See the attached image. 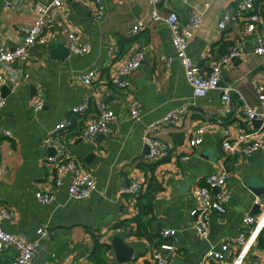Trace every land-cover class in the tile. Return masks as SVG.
<instances>
[{
  "label": "crops",
  "instance_id": "crops-1",
  "mask_svg": "<svg viewBox=\"0 0 264 264\" xmlns=\"http://www.w3.org/2000/svg\"><path fill=\"white\" fill-rule=\"evenodd\" d=\"M13 1L7 5V0H0V45L5 48L23 41L35 16V3L51 0ZM241 1L161 0L160 11L177 10L183 21L188 19L192 8L203 11L202 24L190 38L189 52L206 67L209 65L203 58L206 53L217 56L228 48L229 42L243 34L245 49L250 55L245 61L236 59L233 67L225 69L221 85L241 76L238 88L246 101L255 105L258 97L253 82L264 83V61L252 52L258 33L245 30L243 25H230L225 30L218 27L223 11L234 10ZM205 2H209L208 7ZM103 5L104 16L95 20L92 0H68L56 15V23L46 30V44L31 47L36 56L34 63L20 69L29 72L30 77L15 89L10 81L2 87L6 100L0 107V127L9 129L13 136L0 138V202L8 203L14 211L11 219L3 221V226L29 239L38 237L39 227H45L47 231L36 250L34 264L47 259L57 264H96L91 257L93 234L110 244L103 254V264H155L153 249L160 244V233L165 228L177 230L174 248L165 250L169 264H231L243 246L231 245L224 261H204V256L211 246L218 248L224 240L234 239L245 228L244 216L253 212L257 195L264 204V148L254 151L248 159L243 154L223 150L221 127L214 122L224 106L221 90L215 88L205 96H195L181 62L174 59L168 64L162 58L161 54L175 51L172 31L165 21L134 30L135 23L149 15V0H103ZM64 25L75 32L78 43L89 44L90 51H72L63 32ZM141 46L145 47L144 59L126 76L130 81L128 90L113 89L109 83L111 77L131 51ZM112 47L116 48L114 54L110 51ZM92 67L98 68L99 73L89 86L78 75ZM11 68L19 74L14 63L7 70ZM1 72H4L3 66H0ZM93 88L95 96L115 110L117 119L110 132L98 133L94 140H89L79 134L84 119L91 117L96 109L95 102L90 114H76L71 108L80 104ZM36 94L45 101L44 107L37 111L30 107ZM130 96L139 104V118L130 115ZM174 108L187 111L181 123L169 126L166 139L173 148L161 160L152 162L147 159L148 147L142 136L151 121ZM67 117L73 119L68 145L95 178L97 188L88 198H71L68 186L72 176L67 172L55 199L44 203L37 198L36 191L51 181L52 172L44 159L52 150L43 138L51 126ZM240 118L236 110L228 122ZM203 123L207 125L204 141L192 148L188 139ZM243 123L248 124L244 120ZM258 123L255 120L252 126ZM185 153L191 157L182 159ZM148 164H156L154 172ZM163 168L166 173L160 174ZM225 169L230 199L225 212H212L210 237L203 239L194 227L192 210L197 206L194 190L209 174ZM153 175L157 178L153 183H160L161 188L152 195V212L142 216L151 236L148 237L137 233V216L139 198L148 191ZM136 178L145 181L141 193H123L122 188ZM260 212L255 213L258 222L248 232L249 240L240 252L239 264H264V241L262 244L260 240L264 213ZM116 236H121L128 248H134L130 260L117 256L112 244ZM14 255L12 249L2 252L1 264H10Z\"/></svg>",
  "mask_w": 264,
  "mask_h": 264
},
{
  "label": "built area",
  "instance_id": "built-area-1",
  "mask_svg": "<svg viewBox=\"0 0 264 264\" xmlns=\"http://www.w3.org/2000/svg\"><path fill=\"white\" fill-rule=\"evenodd\" d=\"M68 0H51L50 2L37 1L35 3V16L29 26L22 42L12 48H5L0 45V66H3L4 72L0 73V107L5 103V96L2 94V87L11 82L12 89L30 77L29 72H22L20 69L24 65L34 63L36 56L32 53L31 47L37 43L46 44V30L56 23V15L63 8ZM136 1V0H133ZM13 0H7V5H12ZM92 15L95 20H100L104 16L103 0H92ZM151 9L149 15L140 18L134 25V30L139 31L149 26L153 22L165 21L172 31V44L174 54H161L162 58L170 64L174 59H178L184 67L186 79L192 86L195 96H205L209 91L219 88L221 90L224 106L214 117V122L221 127V146L229 154H243L246 159L250 154L258 149L264 148V83L254 80V87L258 97L255 105L249 104L244 95L238 88L241 76L234 82L221 85L225 69L233 67L236 59L245 61L250 55L245 49V37L240 35L239 39L233 41L228 48L212 57L206 53L203 58L209 61V65L201 64L195 61L189 52L190 38L196 33L203 21V11L198 7L191 9L188 19L183 21L177 10H170L167 13L160 11L161 0H149ZM209 6V2H205ZM230 25H243L245 30L257 32V42L253 48L254 53L262 57L264 61V0H242L235 9L227 8L223 11L218 21V27L221 30L227 29ZM63 32L68 37L69 47L75 52H88L91 49L89 44H80L76 40V34L67 25L63 26ZM111 53L116 52V48L110 49ZM145 47L134 48L131 53L123 60L118 71L111 77L109 83L115 90L127 91L130 81L127 75L137 69L144 59ZM14 63L19 74H15L14 69H8V65ZM99 69L89 68L86 72L78 75L86 85L92 86L95 78L98 77ZM236 94V96H235ZM95 89L78 105L71 108L76 114H90L92 102L94 106L91 117L84 119V125L79 134L80 137L94 140L98 133H108L112 124L117 119L115 110L100 98L95 96ZM130 115L133 118H139L140 109L137 100L134 97L129 98ZM45 105L44 98L36 94L31 100L30 107L37 111ZM238 110L241 118L229 123L230 116ZM186 108H174L166 112L161 117L151 121L142 136L143 142L148 147L147 159L152 162L161 160L172 148L173 144L166 139L169 133V126L173 123H181L186 115ZM243 120L248 124L243 123ZM258 120L256 126L252 122ZM73 126V119L67 117L55 125L51 126L45 133L43 142L52 150L45 155L44 162L50 167L52 172L51 181L45 182L43 186L38 187L36 196L44 203L52 202L56 197V191L63 185L64 175L71 173L72 179L68 186L69 196L71 198H88L97 188L95 178L85 168L83 163L73 154L68 145L69 129ZM207 130L205 123L198 125L191 137L188 139V145L195 148L203 143L204 135ZM2 136L12 137L9 129L0 127V138ZM188 153L182 155V159H189ZM1 161V155H0ZM163 168L160 174H165ZM47 183V185H45ZM145 185V181L136 178L127 187L122 188L123 193H138ZM194 194L197 198V206L192 210L194 216V227L197 234L203 239H209L211 233V214L213 211L223 213L226 210L230 199V190L228 185V171L221 170L209 174L204 182L198 185ZM255 202L263 206L260 214L264 213V204L260 196L255 197ZM14 215L12 207L8 203L0 202V254L6 250H15V255L10 264H34L36 250L40 245L42 236L46 234L44 226L38 229L39 236L36 238H25L21 234H14L7 231L3 226L5 219H11ZM245 228L232 240H224L217 248L211 246L205 253L204 261H224L230 251L231 245L246 247L249 240V231L258 222V215L253 212H247L244 216ZM161 243L153 249V260L155 264H169L168 256L165 250L174 248V240L177 230L175 228H165L161 231ZM240 251V252H241ZM240 252L238 258L230 261L231 264H239ZM1 261V260H0ZM1 264V262H0ZM36 264H57L52 259H47Z\"/></svg>",
  "mask_w": 264,
  "mask_h": 264
},
{
  "label": "trees",
  "instance_id": "trees-1",
  "mask_svg": "<svg viewBox=\"0 0 264 264\" xmlns=\"http://www.w3.org/2000/svg\"><path fill=\"white\" fill-rule=\"evenodd\" d=\"M230 43L231 42H229L227 45L229 46ZM226 49H224L223 51H225ZM152 165L148 164V167L154 172L156 164H152ZM156 180H157V178L155 177V175H153L151 183L149 184L148 191L145 192L144 194H141V196L139 198L140 213H139V216H137V218H138L137 219V221H138L137 233L140 235L148 236V237H151V236H150L149 232H147L145 229L142 216L152 212V206H153L152 205V197H153L152 195L155 191H157L161 188L160 183H158V184L153 183V181H156ZM93 238H94V244H93V248L91 250V257L95 261L96 264H103V262H104L103 254L109 248L110 244L105 242V241H102L98 234H93ZM260 240L263 244L264 228L260 232ZM159 243H161V240L159 241Z\"/></svg>",
  "mask_w": 264,
  "mask_h": 264
},
{
  "label": "water",
  "instance_id": "water-1",
  "mask_svg": "<svg viewBox=\"0 0 264 264\" xmlns=\"http://www.w3.org/2000/svg\"><path fill=\"white\" fill-rule=\"evenodd\" d=\"M64 45V44H63ZM62 48V47H60ZM66 51H67V47ZM261 211V206L259 203L255 204V207L253 209L254 213H258ZM112 244L114 246L115 252L117 254V256L120 257L121 255V259H126V260H130L131 257L134 254V248H128L124 243H123V238L121 236H116L113 240H112Z\"/></svg>",
  "mask_w": 264,
  "mask_h": 264
}]
</instances>
